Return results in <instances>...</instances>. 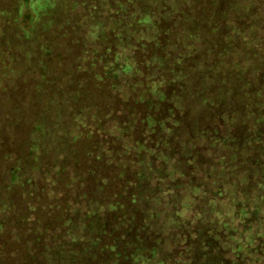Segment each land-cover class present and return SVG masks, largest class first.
I'll use <instances>...</instances> for the list:
<instances>
[{"label": "trees", "instance_id": "trees-1", "mask_svg": "<svg viewBox=\"0 0 264 264\" xmlns=\"http://www.w3.org/2000/svg\"><path fill=\"white\" fill-rule=\"evenodd\" d=\"M29 2L0 0V20L21 9L35 44L67 13L77 54L48 101L38 86L23 113H0L29 129L22 158L0 150L8 181L35 171L30 185L44 190L16 209L0 195V264H264V0H34L36 14ZM136 97L155 139L135 141L148 173L134 180L158 181L160 162L173 169V137L194 115L215 167L195 169L197 186L188 177L98 201ZM63 182L93 201L48 203Z\"/></svg>", "mask_w": 264, "mask_h": 264}, {"label": "rangeland", "instance_id": "rangeland-1", "mask_svg": "<svg viewBox=\"0 0 264 264\" xmlns=\"http://www.w3.org/2000/svg\"><path fill=\"white\" fill-rule=\"evenodd\" d=\"M35 1L38 8H40L42 1L45 0ZM238 1L242 3V0ZM29 3V8L36 14L34 0H30ZM16 11L12 17L0 20V83L4 81L0 85V113L2 115L7 109L9 115L23 113L20 110L28 104L27 95L30 96V94L35 93L38 86L42 87L43 95L40 94L37 99H40L41 103L48 101L54 85L67 73L71 60L77 54V47L76 45L71 46L69 32L64 28L67 22V13L54 17L51 26L45 32H41L39 40L34 44L24 31V27L21 26V9ZM147 57L142 59L143 62L146 61ZM32 61L38 62V66L43 73L38 66L33 65ZM141 94V92H137V95ZM139 98L141 99V97H136L134 103L125 111L124 131L117 142V159L113 162L114 170L112 174L114 178L107 185L104 194L98 197V201H112L121 204L130 199L133 194L143 191V189H154L159 184L176 185L188 177L191 178L192 185L197 186L196 178L191 176L195 169L210 170L215 167V162L212 161L209 155V147L205 142H202L203 120H201L200 115H194L179 125L180 128L173 137V143L171 144V148L175 153L173 169L170 170L169 165L160 162L157 163V165H160V171L158 172L160 173V179L158 181L141 177L134 180L135 173H148L144 168L147 164H145V155L139 148L141 145L135 150V141L143 143L147 140L145 146L148 149L150 136L152 141L155 139L152 129L145 126L146 120L144 118L147 111L139 103ZM11 103H17L19 108L13 109ZM17 120L16 123L13 122L12 124L0 122L2 132L0 150L3 156L13 159L23 157L26 138L29 134V129L27 133L25 123L21 121L22 118L19 116ZM220 125L217 122L215 126L210 125V127L219 135V132H221ZM10 169L11 166H4L0 163V185H5V182L8 185V190L6 188L1 189L2 186H0V195L3 197L5 193H8L5 200L8 204H13V209H16L20 207V204H23V201L27 199L28 191L33 188L30 183L35 179V171L28 172L26 176L10 184V181H8ZM66 170L69 177V169ZM157 170L149 172V174L154 176ZM30 179L32 180L29 181ZM129 181L133 184L132 191L122 189V185H129ZM64 182L59 183L49 196L46 192L45 196L49 199L47 200L48 203L63 206L74 198L77 201H93L88 196L79 195L78 188L83 186L82 183L77 184L76 181L69 189ZM43 191L35 187L32 189L33 194L28 199L31 201L35 193ZM42 215L43 218L46 216L45 214Z\"/></svg>", "mask_w": 264, "mask_h": 264}]
</instances>
